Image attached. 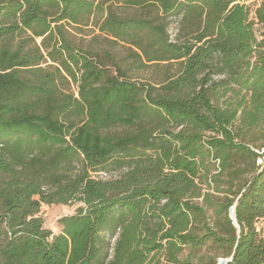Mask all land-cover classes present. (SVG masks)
Wrapping results in <instances>:
<instances>
[{"label": "trees", "instance_id": "obj_1", "mask_svg": "<svg viewBox=\"0 0 264 264\" xmlns=\"http://www.w3.org/2000/svg\"><path fill=\"white\" fill-rule=\"evenodd\" d=\"M252 1L0 0V264H264Z\"/></svg>", "mask_w": 264, "mask_h": 264}, {"label": "rangeland", "instance_id": "obj_2", "mask_svg": "<svg viewBox=\"0 0 264 264\" xmlns=\"http://www.w3.org/2000/svg\"><path fill=\"white\" fill-rule=\"evenodd\" d=\"M261 0H254L250 2L251 8H255ZM179 25V18H174L172 23L169 26V33L172 39L176 37ZM223 195V194H220ZM83 205L82 203L73 202L69 204H46L43 203L40 207V211L38 213L39 216L42 217L44 226L46 228L51 229L54 233H58L62 229V225L59 222V219L65 215H71L78 212V208ZM211 215V225L215 226V214L210 210ZM189 253V250L186 249L183 253V256H186ZM215 252L207 249L206 247L200 248L193 254V260L195 262H199V259L204 256V261L201 264H206L208 261V256L210 254H214Z\"/></svg>", "mask_w": 264, "mask_h": 264}, {"label": "water", "instance_id": "obj_3", "mask_svg": "<svg viewBox=\"0 0 264 264\" xmlns=\"http://www.w3.org/2000/svg\"><path fill=\"white\" fill-rule=\"evenodd\" d=\"M235 206L236 204L232 205L229 209V217L231 218L232 222L234 225H236L238 228H240L239 223L236 218V213H235ZM232 257H220L218 259L217 264H226L229 260H231Z\"/></svg>", "mask_w": 264, "mask_h": 264}, {"label": "built area", "instance_id": "obj_4", "mask_svg": "<svg viewBox=\"0 0 264 264\" xmlns=\"http://www.w3.org/2000/svg\"><path fill=\"white\" fill-rule=\"evenodd\" d=\"M262 28L264 29V23L262 24ZM257 162L258 163L264 162V149H263V155H261L257 158ZM95 175H99L100 177L106 178V177L110 176V173H108L106 171H101V172L95 173Z\"/></svg>", "mask_w": 264, "mask_h": 264}]
</instances>
